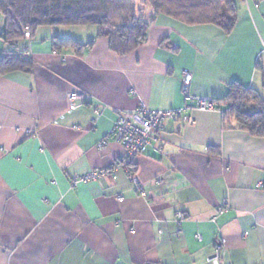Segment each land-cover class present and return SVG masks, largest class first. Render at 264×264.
<instances>
[{
  "label": "crops",
  "instance_id": "obj_1",
  "mask_svg": "<svg viewBox=\"0 0 264 264\" xmlns=\"http://www.w3.org/2000/svg\"><path fill=\"white\" fill-rule=\"evenodd\" d=\"M236 6L229 34L159 15L125 56L96 27H42L15 46L0 38V56L33 60L30 74L0 76V264H210L215 244L220 264H264V137L226 127L219 109L165 120L162 153L133 160L139 189L122 170L71 185L123 158L119 144L96 147L121 113L184 105L185 70L193 97L221 100L238 84L264 101V0ZM54 37L84 47L55 52Z\"/></svg>",
  "mask_w": 264,
  "mask_h": 264
},
{
  "label": "trees",
  "instance_id": "obj_2",
  "mask_svg": "<svg viewBox=\"0 0 264 264\" xmlns=\"http://www.w3.org/2000/svg\"><path fill=\"white\" fill-rule=\"evenodd\" d=\"M159 15L189 26L213 25L229 34L237 22V6L236 0H0L4 24L0 38L15 46L33 38L42 27H96L97 39H107L113 53L125 56L145 42L148 29ZM83 47L69 38L52 39L55 52H78ZM24 53L1 55L0 76L30 74L33 60ZM257 68L264 89V66L259 62ZM213 101L224 110L226 127L264 137V101L254 89L231 84L223 99ZM253 105L258 110H252Z\"/></svg>",
  "mask_w": 264,
  "mask_h": 264
},
{
  "label": "built area",
  "instance_id": "obj_3",
  "mask_svg": "<svg viewBox=\"0 0 264 264\" xmlns=\"http://www.w3.org/2000/svg\"><path fill=\"white\" fill-rule=\"evenodd\" d=\"M247 1L248 0H244L245 3H247ZM181 80L184 100V105L182 107L167 111H151L141 102L132 112L121 113L114 122L108 135L101 140L96 147L98 150H104L111 143L119 144L125 150L123 158L105 169L91 171L84 176L73 178L71 185L75 187L83 183L101 182L107 177L114 178L117 172L122 170L135 188L139 189L138 181L135 177L136 167L133 160L137 156L145 155L149 150L158 154L162 153L161 149L155 145V140L156 133L163 129L164 121L180 119L183 122L191 123L187 115V112L190 110H218L212 99L193 97L189 94V88L192 82L191 72L188 70L183 71ZM78 98L76 94L71 95L72 101ZM221 112L223 114L224 110H221ZM152 183L158 185L160 181L156 179ZM257 187L264 189V185L261 183H258ZM117 200L119 202L122 201V197L119 196ZM218 212H221V210ZM177 219L181 222L184 216L178 214ZM198 238L199 236H197V239ZM221 257V247L215 244L209 263L220 264Z\"/></svg>",
  "mask_w": 264,
  "mask_h": 264
},
{
  "label": "rangeland",
  "instance_id": "obj_4",
  "mask_svg": "<svg viewBox=\"0 0 264 264\" xmlns=\"http://www.w3.org/2000/svg\"><path fill=\"white\" fill-rule=\"evenodd\" d=\"M60 28V30H70V29H66L65 27H59ZM73 30V29H72ZM73 33L71 32V31H68V33L67 32H65V35H68V36H70V35H72Z\"/></svg>",
  "mask_w": 264,
  "mask_h": 264
}]
</instances>
